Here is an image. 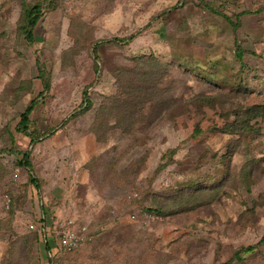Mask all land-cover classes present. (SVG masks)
<instances>
[{"label": "rangeland", "instance_id": "374dc122", "mask_svg": "<svg viewBox=\"0 0 264 264\" xmlns=\"http://www.w3.org/2000/svg\"><path fill=\"white\" fill-rule=\"evenodd\" d=\"M263 238L264 0H0V264H264Z\"/></svg>", "mask_w": 264, "mask_h": 264}, {"label": "built area", "instance_id": "2783aa9c", "mask_svg": "<svg viewBox=\"0 0 264 264\" xmlns=\"http://www.w3.org/2000/svg\"><path fill=\"white\" fill-rule=\"evenodd\" d=\"M55 233L62 254L80 249L89 239L87 229L76 230L72 221H66Z\"/></svg>", "mask_w": 264, "mask_h": 264}, {"label": "trees", "instance_id": "16d2710c", "mask_svg": "<svg viewBox=\"0 0 264 264\" xmlns=\"http://www.w3.org/2000/svg\"><path fill=\"white\" fill-rule=\"evenodd\" d=\"M24 14L26 15V23H25V26L23 27V30L28 35L29 39L32 40L33 39L32 31L37 26L38 21L40 19L41 7L40 6H34L33 8L25 7L24 8ZM237 56H238V58H242V51L239 47H238ZM32 105H35V102H33ZM32 110H33V106H31L30 109L27 111V113L23 116V122L20 124L17 132L20 133L22 131L23 132L26 131L27 125L29 124L28 116ZM24 157H26L25 159H27V157H29V155L27 154ZM28 163L30 164V161H28ZM20 164H21V162H20ZM27 164H25V165H27ZM42 221H44V218L43 219L41 218V222ZM37 231L39 232V230H37ZM262 242H264V238L258 243V245L261 246ZM256 248H257V246H249V247L241 249L240 251L245 252V253H250V252H253Z\"/></svg>", "mask_w": 264, "mask_h": 264}]
</instances>
